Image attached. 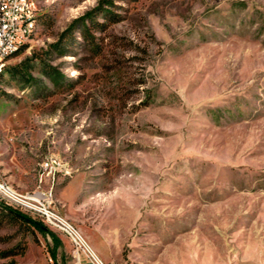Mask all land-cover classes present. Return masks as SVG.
<instances>
[{
    "label": "rangeland",
    "instance_id": "rangeland-1",
    "mask_svg": "<svg viewBox=\"0 0 264 264\" xmlns=\"http://www.w3.org/2000/svg\"><path fill=\"white\" fill-rule=\"evenodd\" d=\"M32 1L0 180L32 193L68 162L53 206L106 264H264V0ZM29 246L49 250L0 205V264Z\"/></svg>",
    "mask_w": 264,
    "mask_h": 264
},
{
    "label": "built area",
    "instance_id": "built-area-1",
    "mask_svg": "<svg viewBox=\"0 0 264 264\" xmlns=\"http://www.w3.org/2000/svg\"><path fill=\"white\" fill-rule=\"evenodd\" d=\"M31 15V10L27 8V0H0V68H4L6 62L2 60V53L15 42L25 40V32L29 27L28 16ZM69 174L71 168L68 162L61 160L60 156L46 155L39 164L38 188L34 192L11 194L0 190V199L36 213L48 227L66 233L74 245L73 264H84V259L89 264H106L97 257L90 245L86 244L84 237L64 221V217L53 206L55 203L53 186L59 176Z\"/></svg>",
    "mask_w": 264,
    "mask_h": 264
},
{
    "label": "crops",
    "instance_id": "crops-1",
    "mask_svg": "<svg viewBox=\"0 0 264 264\" xmlns=\"http://www.w3.org/2000/svg\"><path fill=\"white\" fill-rule=\"evenodd\" d=\"M55 233L56 238L62 242L59 247L54 245V240L50 235H43L47 239L49 250L45 252L41 249L31 250V246H29L25 255L11 259L10 262L13 260V264H73V247H71L62 234ZM96 247L98 246L96 245ZM52 252H54V255H52ZM10 262L8 264H10ZM84 264L89 263L84 259Z\"/></svg>",
    "mask_w": 264,
    "mask_h": 264
},
{
    "label": "trees",
    "instance_id": "trees-1",
    "mask_svg": "<svg viewBox=\"0 0 264 264\" xmlns=\"http://www.w3.org/2000/svg\"><path fill=\"white\" fill-rule=\"evenodd\" d=\"M108 3H112V2H108ZM89 15H90V12L85 14V16H89ZM82 19H83L82 21L84 22V17ZM0 205L5 210H7L10 214L14 215L21 221L25 222L26 224L30 225L35 230H38L44 236L50 235L52 239L54 240V245L56 247H59L62 244L61 240L56 238V233L51 228H49L41 219L34 218L31 215L26 214L22 212L21 210L11 206L10 204H4L3 202L0 201ZM52 255H54V252H52ZM10 264H13V260L10 262Z\"/></svg>",
    "mask_w": 264,
    "mask_h": 264
},
{
    "label": "bare ground",
    "instance_id": "bare-ground-1",
    "mask_svg": "<svg viewBox=\"0 0 264 264\" xmlns=\"http://www.w3.org/2000/svg\"><path fill=\"white\" fill-rule=\"evenodd\" d=\"M27 8L31 10L32 12V15L31 16H28V28L25 32V40H21L19 42H15L14 45L10 46V48L8 50H6L4 53H2V60H6V58H8L9 56L13 55L24 43L25 41H27L28 37L30 36V34L32 33L33 31V27H34V20H33V13L35 11V3L32 1V0H27ZM7 185V184H6ZM5 185L4 182H2L0 180V190H3V191H7L11 194H16V193H19L17 192L16 190H13L10 186L7 187ZM9 188V189H8ZM64 221L69 224L70 226H72L76 231H78V233L84 237L81 232L79 230H77L70 222H68L65 218H64ZM84 241L86 242V244H89L88 241L85 239L84 237ZM90 245V244H89ZM91 247V246H90ZM92 248V247H91ZM93 249V248H92ZM95 252V251H94ZM96 253V252H95ZM97 255V253H96ZM97 257L99 258V256L97 255Z\"/></svg>",
    "mask_w": 264,
    "mask_h": 264
}]
</instances>
